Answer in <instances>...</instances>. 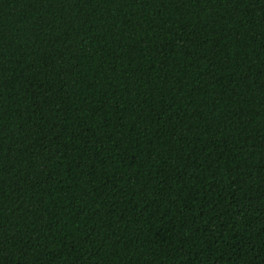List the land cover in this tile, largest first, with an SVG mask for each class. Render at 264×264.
<instances>
[{
	"label": "trees",
	"instance_id": "obj_1",
	"mask_svg": "<svg viewBox=\"0 0 264 264\" xmlns=\"http://www.w3.org/2000/svg\"><path fill=\"white\" fill-rule=\"evenodd\" d=\"M0 264H264V0H0Z\"/></svg>",
	"mask_w": 264,
	"mask_h": 264
}]
</instances>
